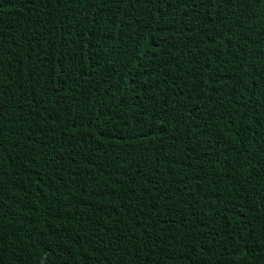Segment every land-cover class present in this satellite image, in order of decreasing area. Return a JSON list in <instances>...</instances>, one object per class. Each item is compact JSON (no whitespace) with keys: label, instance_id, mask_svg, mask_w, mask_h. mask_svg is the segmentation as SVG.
<instances>
[{"label":"trees","instance_id":"obj_1","mask_svg":"<svg viewBox=\"0 0 264 264\" xmlns=\"http://www.w3.org/2000/svg\"><path fill=\"white\" fill-rule=\"evenodd\" d=\"M0 264H264V0H0Z\"/></svg>","mask_w":264,"mask_h":264}]
</instances>
